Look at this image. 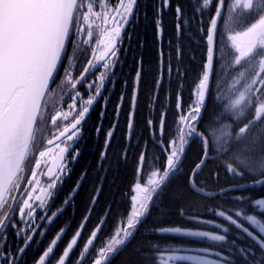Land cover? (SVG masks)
<instances>
[{
    "label": "snow or ice",
    "instance_id": "6c2138e0",
    "mask_svg": "<svg viewBox=\"0 0 264 264\" xmlns=\"http://www.w3.org/2000/svg\"><path fill=\"white\" fill-rule=\"evenodd\" d=\"M138 6L139 0H89L87 3L84 0H0V264H23L34 237L44 235V231H38L42 225L36 223L37 218L50 224L63 212V208H58L49 215L47 209L68 174L66 158L70 162L79 155L76 145L81 138L83 122L94 100L101 96L106 79L101 73L96 82L88 83L86 74L95 67L92 59L76 74L72 70L70 54L82 44L92 47L93 26L100 28L103 25L100 35L107 42L99 59L103 61L105 70L114 71L119 62V45L124 39L131 38L130 29L138 19ZM169 7H174L179 21L175 28L177 41L182 29L195 24V31L203 38L204 50L196 79L189 86L191 97L187 103L182 84L186 76L178 67L182 54L179 47L175 49L174 59H169L163 48L159 49L153 86L147 96H143L140 87L142 61L137 62L127 100L125 139L127 141L134 137L132 130L143 96L145 108L150 112L154 108L152 118L145 116V127L160 152L159 157L153 158V163L158 165L151 173L154 177L150 180L153 187L145 189L140 210L131 215L125 213L128 216L126 221L123 224L115 221L109 233L101 235L110 211L98 219L91 229L87 228L90 216L86 215L71 240L59 249L58 242L66 231L61 228L34 258L33 264H111L112 256L122 250L121 246L126 242H130L143 220L147 219L150 207L167 196L168 189L181 176H187L186 185L192 192L209 197L214 195L196 185V178L212 161H219L227 173L247 182L221 189V197L245 189L247 184H251L252 188H264V0H259L258 6L253 0L237 2L240 10H251L254 15L241 25L242 31L224 32L221 25L229 24L226 0H203V9L207 12L197 11L187 21L180 5L173 6L172 0H156L152 22L158 39L163 37V12ZM204 15L207 16L206 20ZM96 21H100V24H96ZM100 44L101 41L96 40V46ZM169 47H172L171 42ZM92 56H96L95 47ZM173 73L175 89L169 92L166 85H172ZM78 85L86 87L93 94L85 100ZM64 87L70 93L68 100L71 102L66 107L67 112L72 114L71 121L64 123L69 116L63 111L49 116L50 125L59 129L56 141L63 138L65 145L60 148V163L55 166V171L48 168L38 175L41 159H36L35 168L26 175L24 165L34 155L31 147L35 143L39 124L44 121L45 113L49 112V98L57 88ZM225 89L230 90V94L225 93ZM210 98L220 101L222 111L206 123ZM78 100L81 101L79 106ZM124 105V94H121L116 114ZM230 114L235 115V120ZM58 120L62 128L57 125ZM225 120H232L233 124L239 121L238 130L232 131V124L224 123ZM212 124L218 127L212 128ZM117 128L118 124L113 123L104 132L100 154L102 161L107 157ZM101 130L100 126L96 129L98 133ZM217 132L223 139L216 137L215 143H212V137ZM195 141H199L201 153L185 174L183 167L187 149ZM53 143V140L47 141L48 145ZM210 143L216 153L214 156L209 153ZM56 146L59 148V143ZM50 153L49 148L38 155L44 158ZM65 154L69 155L66 157ZM148 156L145 145L140 148L137 157L136 176L148 169ZM40 176L47 177L43 185ZM79 186L78 183L73 193L63 201L65 205L71 202V196ZM136 187L141 185L136 183ZM174 195L178 200L186 198V194L179 190ZM136 199L135 195L131 197L132 201ZM229 200L236 202L231 209L225 206L222 210H206L212 213L213 218L222 217L228 222L227 225L215 224L216 233L219 234L180 227L160 229L161 233L207 238L215 242L212 247L217 249L210 252L202 248L199 254H177L169 259L192 264H264V195H236L229 197ZM180 215H183V209ZM198 222L213 224L214 219ZM232 228L250 238L255 247L238 246L236 236L229 240ZM9 230L23 238L21 246L15 249L11 247L8 243Z\"/></svg>",
    "mask_w": 264,
    "mask_h": 264
},
{
    "label": "trees",
    "instance_id": "16d2710c",
    "mask_svg": "<svg viewBox=\"0 0 264 264\" xmlns=\"http://www.w3.org/2000/svg\"><path fill=\"white\" fill-rule=\"evenodd\" d=\"M233 2L234 0H226L229 9L226 17L229 24L227 26L221 25L222 32L242 31L241 25L246 24L254 15L251 10L234 9L232 7ZM172 3L173 6L180 5L182 7L185 21L196 15L197 11L207 12L206 9H203V0H172ZM254 4L258 6L259 0H254ZM155 5L156 0H139L138 19L130 29L131 40L121 50L118 68L116 69V75L119 76V79L115 83L117 82L119 86L117 92L113 95L115 96L113 100H108L106 104L105 109L108 116L102 117L99 113H93L89 118V122L85 127V131L87 130L86 136L80 145L82 154L78 160L68 166V174L64 177L63 183L59 185L54 201L51 202L52 209L55 210L65 205L63 201L73 193L78 183L80 185L79 189L71 196V202L66 205L59 220L55 223L56 227L53 228V233L42 238L43 241L50 242L61 228L67 226V234L61 241L65 246L86 215L90 216L87 228L91 229L98 222V219L103 218L105 213L110 211V217L101 234L103 235L110 232L115 221L119 220L123 224L128 218L125 213L132 214L131 197L134 194V184L142 182L147 177H152L150 175L152 170L155 166H158L153 163V158L160 156L159 149L152 143L144 123L146 115L152 118L154 108L150 112L145 108L143 100V96H147L153 86L154 74L159 60V49L163 48L169 59H174L177 47L181 49L182 54L178 67L186 76V79L182 81L184 100L186 103L190 101L189 86L196 79L203 58V38L195 31L196 25L192 24L186 30L182 29L179 41H177L175 28L179 21L174 7H169L163 12V37L158 39L152 22ZM203 18L206 20L207 16L204 15ZM169 42L172 44L171 48ZM138 60L142 61L143 68V78L140 85L143 96L139 101L140 111L132 130L134 137L126 141L127 100L137 71ZM172 79V85H166L169 92L175 89V73L172 74ZM224 91L230 94V90L225 89ZM121 94H124L125 105L121 108L119 114H116L115 109ZM161 95H163V92H161ZM219 104V100L209 99L205 115L206 123L212 121L213 117L222 111ZM230 115H232V120H235V115ZM46 116L45 113L44 120ZM232 120H225L224 123L232 124V131L238 130L237 124L239 121L233 124ZM113 123H117L118 128L107 150V157L102 161L100 154L104 145V132ZM98 126L102 128L99 133L96 131ZM211 127L216 128L218 125L212 124ZM47 134L46 123L43 121L36 131L35 143L31 148L33 154L43 149ZM216 137L223 139L221 134L217 132L212 137V143H215ZM212 143L209 145V153L214 156L216 153L213 151ZM145 145H147L149 151V167L146 171L141 172L139 176H136L137 157L140 148ZM200 153L201 145L199 141L191 143L190 148L187 149V159L183 167L185 174L193 167ZM33 157L34 155L30 156L25 162L26 175L30 172V162ZM224 159H228V157H224ZM82 176L83 179H81ZM186 179V175L181 176L168 189L169 194L156 201L155 206L150 207L147 219L143 220L142 225L130 242H126L124 246H121L122 250L112 256L111 264H161L162 256L168 252L199 254V250L202 248H207L210 252L216 251L217 249L212 247L215 242L207 238L184 236L179 233H161L159 230L165 227H180L187 230L216 233V223L227 225L228 222L224 221L222 217L213 218L212 213L206 211L207 209L222 210L225 206L231 209L236 202L230 201L229 197L236 195H264V188H252L251 184H247L245 189L229 192L221 197L219 195L221 189L230 188L234 184H246L247 182L240 180L238 177L234 178L227 173L219 161L209 162L203 173L196 178L197 187L203 188L205 192L213 193V196L209 197L192 192L186 185ZM178 190L186 194L185 199L178 200L175 197L174 193ZM181 209H183V215H180ZM189 217H196L197 219H189ZM204 219H214V223L202 224L198 222ZM231 233L232 235L228 239L231 240L233 236L238 237V246L251 245L253 248L255 247L250 238H247L246 235L238 232L235 228L231 229ZM42 244H40V247L31 248L29 254H25L23 264H33L34 258L46 247ZM228 250L232 251V249ZM73 254H75V250ZM234 255L236 254L234 253ZM178 264L192 263L179 261Z\"/></svg>",
    "mask_w": 264,
    "mask_h": 264
},
{
    "label": "flooded vegetation",
    "instance_id": "af4514ba",
    "mask_svg": "<svg viewBox=\"0 0 264 264\" xmlns=\"http://www.w3.org/2000/svg\"><path fill=\"white\" fill-rule=\"evenodd\" d=\"M96 24H100V21H96ZM103 27H104L103 25L100 28H97L95 25L93 26V41H92V47H89V46H86V45H83L82 44L79 48H76L74 50V52H72L70 54L71 55V58L73 60V69L72 70L76 74H79L80 70L87 65L88 60L89 59H92L93 64L95 65V67L90 68L89 69V72L86 74V79H87L88 83H94V82H96L101 73H104V75L106 77V79L104 81V84H103V89H102L101 96L98 97V100L95 103V105L93 107H91L92 108L91 110L94 111V112L91 111L92 113L90 112V114L88 115V117L86 118V120H88V118H90L93 115V113H99L101 115V113L103 112V116L102 117L108 116V113L106 112V109H105L106 108V104H107L108 100H110V99L113 100V98L115 97L113 95H115V93L117 92L116 90L118 89V86H119V85H117V82L115 83V81L119 79V76L116 75V69L118 68V63L116 64L114 71L109 72L108 70H105L103 68V66H102L103 65V61H101L99 59L100 53L104 50V44L107 42L100 35ZM96 40H100L101 41L100 46H96ZM130 40H131V38L130 39L126 38L119 45V52L117 53L118 58L120 57L121 50H123L125 48V46L127 45L126 43H129ZM93 47H95V52H96L95 58H93V56H92ZM78 89L82 92V95H83V97H84L85 100L88 98L89 95H92L93 94L86 87L81 88L78 85ZM69 95H70V93L68 92L67 87L57 88L56 89L55 94L52 97L49 98V102H51L50 105H52L51 107H49V111L51 112L50 115H53V111H55L54 108H53V106H55L57 104V102L58 103L61 102V106H63L66 103H70L71 102V101L68 100V96ZM111 96H113V97H111ZM52 102H54V103H52ZM80 103H81V101L78 100L77 101L78 106H79ZM63 112H65L66 114H68L67 109L66 110H63ZM71 115L72 114L69 113V115H68L69 116V120L68 121H65L64 122L65 124H67V123H69L71 121ZM48 122H49V119H48L47 123ZM57 123H58L57 125H59V127H61V128L63 127V125L60 124V121L59 120L57 121ZM84 123H83V129H82V133H81V138H80L79 142L76 145V147L79 150V155H78V157H76V159L79 158L80 155L82 154V149H81L80 145L83 142V139H84V137L86 135L85 130H84ZM58 130H57L56 134H54V136L58 134ZM54 136H52V137H54ZM59 145H60L59 148L56 146V148H58V149L56 151H54V153H52V155L50 157L51 159L57 153V151L60 150V148H63L65 146L64 143L62 142V140L59 142ZM76 159H74V160H76ZM70 162H69V160L66 161L65 162L66 166H68L70 164ZM52 211H55V210H52V207L50 206L47 209V212L50 215ZM38 216H39V213H38ZM59 216L52 223H50V224L46 223L45 221H41V220H39L37 218L36 223H39V224L42 225V228L40 230H38V231H44V235H36L34 237V243H32V245L28 248L26 254H29V252L31 251L30 250L31 248L40 247V244L41 243H43L42 246H48L49 242H47L46 240L43 241V239H40L39 236L45 238L47 235L52 234L53 233L52 232L53 228L56 227L55 226V223L60 218ZM63 228H65L66 231L63 234L62 239L67 234V226H64ZM22 239H23L22 237H17L14 232H12L11 230H9V233H8V243L11 245V247L13 249L21 246ZM61 240L58 242L60 249H62L61 247H64V245L62 243H60Z\"/></svg>",
    "mask_w": 264,
    "mask_h": 264
},
{
    "label": "rangeland",
    "instance_id": "374dc122",
    "mask_svg": "<svg viewBox=\"0 0 264 264\" xmlns=\"http://www.w3.org/2000/svg\"><path fill=\"white\" fill-rule=\"evenodd\" d=\"M254 1V0H253ZM237 2H239V3H242L243 2V0H236V1H234L233 2V6L232 7H234V9H239L238 7H237ZM67 105V104H66ZM66 105H65V109L64 110H66L67 109V107H66ZM54 115V114H53ZM68 115H69V113H68ZM49 134L50 133H48L47 134V138H49L50 136H49ZM56 145L57 144H55V145H51V146H45L41 151H46V149H51V153H50V155H46L44 158H40L39 157V152L40 151H38L37 153H34V157L32 158V160H31V162H30V171L31 170H33L34 168H35V160L36 159H41V167H40V169H37V172H38V175H39V173L40 172H44V169H45V167L47 166V164H48V162H49V160H50V157H51V155H52V153H54V151H56L58 148H56ZM29 174H30V172H29ZM151 175V174H150ZM39 179H40V182H41V184L43 185V184H45L46 182H47V180L44 178V176H40L39 177ZM149 187H147V189H148ZM145 189H146V186H144V185H141V187H136V192H135V196L137 197V199H136V201H132L133 202V210H132V213H134V212H136V211H139L140 210V203L143 201V199H144V196H145ZM255 227V226H254ZM257 229V231H259V229L258 228H256ZM189 231H196V230H189ZM217 234V233H216ZM174 255H177V254H173V253H165L163 256H162V258H161V264H178V262L179 261H175V260H173V259H169V257H171V256H174ZM192 263V262H191Z\"/></svg>",
    "mask_w": 264,
    "mask_h": 264
},
{
    "label": "water",
    "instance_id": "95a60500",
    "mask_svg": "<svg viewBox=\"0 0 264 264\" xmlns=\"http://www.w3.org/2000/svg\"><path fill=\"white\" fill-rule=\"evenodd\" d=\"M97 100H98V97L94 100L93 104L90 106V110L92 109L91 107H93L94 104L97 102ZM87 115H88V114H87ZM61 139H62V138H61ZM52 140L54 141V143L58 142V141H56L55 138L52 139ZM59 155H60V151H59V152L55 155V157L52 159V162H50V164H49V166L47 167V169H48V168H52L53 171H55V166H56L57 164L60 163V160L58 159ZM65 155H66V157H67V154H65ZM47 169H46V171H47ZM46 171H45V172H46Z\"/></svg>",
    "mask_w": 264,
    "mask_h": 264
},
{
    "label": "bare ground",
    "instance_id": "6f19581e",
    "mask_svg": "<svg viewBox=\"0 0 264 264\" xmlns=\"http://www.w3.org/2000/svg\"><path fill=\"white\" fill-rule=\"evenodd\" d=\"M86 131H87V130H86ZM86 131H85V133H86ZM85 136H86V135H85ZM150 180H151V179H149V178H145V179L142 181L143 185L146 186V188L152 186V184L150 183Z\"/></svg>",
    "mask_w": 264,
    "mask_h": 264
}]
</instances>
